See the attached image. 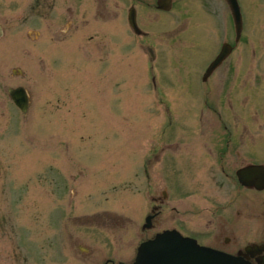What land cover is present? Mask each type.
Instances as JSON below:
<instances>
[{"label": "rangeland", "instance_id": "obj_1", "mask_svg": "<svg viewBox=\"0 0 264 264\" xmlns=\"http://www.w3.org/2000/svg\"><path fill=\"white\" fill-rule=\"evenodd\" d=\"M24 1L0 0V264H12L11 250H15L14 264H23L24 250L36 252L30 255L33 264H55L37 253L72 247L76 235L84 236L86 246H104L106 235L97 225L90 236L84 226L69 224L61 228L59 218L61 221L66 216L91 214L104 208L119 213L125 210L118 205L125 198L122 194L128 191L137 196L134 185L140 180L132 168L138 137L169 134L161 132L158 120L199 117L182 114L184 95H156L150 90L152 50L158 55L154 73L161 77L173 71L172 58L181 62L188 60L186 56L213 54L214 46H209L207 52L201 42L180 36L170 46L159 43L147 47L146 41L140 40L141 49L139 38L134 41L126 30L125 39L120 41L118 29L121 34L123 31L119 8L114 9L118 17L110 24L115 32L111 39L101 18L85 23L87 16L79 17L77 39L75 32L68 30L66 18L60 15L65 0H56V9L48 12L41 26H35L33 31L24 24ZM209 1L218 6V32L222 29V38H228L227 30L233 25L224 0H175L172 10L166 13L141 7L142 29L162 40V31L177 24L217 23L203 11V4ZM115 2L122 4L121 0H111L112 7ZM238 2L244 24L237 54H245L246 45L253 46L258 60L264 55V47L260 46L264 44V0ZM65 31L67 35L62 39L60 35ZM15 68H20L22 74H13ZM256 73L253 71V75ZM263 85L264 81L259 80L255 88ZM16 86L29 92L26 114L7 94L8 87ZM250 103L247 107L256 119L252 133L263 136L264 127L259 124H264V101ZM173 125L170 131L180 136L175 139L182 145V136L202 142L200 135L218 133L197 124ZM184 151L181 147L175 155L185 156ZM158 178L163 185L165 174L159 172ZM215 182L202 167L191 171L175 169V191L182 192L175 197L218 198ZM184 187L187 196L182 191ZM232 192L239 199L249 197L248 191L239 187ZM231 195L223 193L222 197ZM246 231L242 228L238 239L247 241L258 236L257 232ZM138 242L139 238H135L134 249ZM65 264L78 263L68 260Z\"/></svg>", "mask_w": 264, "mask_h": 264}, {"label": "flooded vegetation", "instance_id": "obj_2", "mask_svg": "<svg viewBox=\"0 0 264 264\" xmlns=\"http://www.w3.org/2000/svg\"><path fill=\"white\" fill-rule=\"evenodd\" d=\"M121 1L122 4L115 2L112 7L111 0H65L60 15L66 18L70 24L68 30L75 32L77 39L80 30L79 17L84 16L88 17L83 20L85 23L89 19L101 18L106 35L111 39L115 32L110 24L118 17L114 9L119 8L122 13L120 27L123 31L121 34V30L118 29L117 38H120V41L121 38L125 39L126 30L134 41L136 38H139V41L145 40L147 47H155L159 43L170 46L180 36L201 42V45L207 48V52L209 46H214L211 49L214 50L213 54L186 56L188 60L181 62L172 58L170 63L173 71L161 77L154 73L158 55L151 49L153 52L151 51L149 63L151 73L153 72L151 76L153 85L150 90L156 95H184L185 102L181 104L184 105L185 111L182 114L187 112L188 116L194 114L199 117L158 120L156 122H158L157 126L161 127V132H169V134L147 135L142 139L138 137L137 146L134 147L135 165L132 169L140 181L134 185L137 196L129 195L128 191L122 194L125 198L119 200L118 205L123 207L124 211L117 213L104 208L91 214L66 216L65 219L61 218V221L60 218L58 219L59 223H63L61 228L66 229L69 224L72 227H87L89 236L97 225L100 232L106 234L104 235L106 245L103 243L104 246H86L88 243L84 236L76 235L72 247L41 250V252L37 250L39 252L37 254L45 255L41 259L55 264L58 261L65 264L68 260L70 263L78 264H135L138 246L142 242L154 238L163 231H177L183 236L196 239L202 245L233 254L245 264H264V246H262L264 245V189L244 187L239 184L236 175L240 169L248 165H262L258 175H264V155H262L264 135L257 136L252 133L253 123L256 120L255 113L247 107L252 101H264L262 95L264 85L258 87V90L255 88L256 82L264 81V55L255 60L254 48L249 45H246L245 54H237L243 38L236 39L234 29L227 30L228 38H222V29L218 32V26L221 27L218 23V6H214L212 1L203 4V11L208 13L210 18L217 19V23L208 21L194 26L186 22L177 24L162 31V40L153 38L151 32L142 29L139 15L141 7L150 8L156 13H166L157 9L156 0ZM57 2L56 0H25L24 24L35 31L34 27L41 26L47 13L51 14L56 9ZM174 3L175 0L173 6ZM129 13L135 16L140 31L129 27L127 21ZM205 18L210 20L208 17ZM66 31L60 35L62 39L67 35ZM38 36L35 39H38ZM223 43H229L230 47L227 48L229 54L224 56L211 72L206 73V69L216 58ZM138 46L142 49L141 41ZM260 46L264 47V44ZM253 71L257 73L253 75ZM174 122L185 123L188 126L197 124L204 128H213L212 131L218 130V133L200 135L202 142L190 141L189 136H182L181 138L185 139L182 145L175 139L180 136L170 131ZM259 127H264V124L260 123ZM181 147L185 150V156L175 155V151ZM195 150L200 153L194 154ZM200 167L213 175L218 198H176L175 195L182 192L180 189L175 191V169L191 171ZM159 172L165 174L166 181L163 185L159 183ZM238 187L247 190L249 197L239 199L238 195L233 194L232 191L238 190ZM182 191L186 195L185 187ZM223 193L232 195L223 198ZM240 207L243 210L240 211ZM242 228H246L248 234L257 232L258 236L247 241L238 239ZM70 232L73 238L74 229ZM135 238H139V242L134 249ZM239 240H242V245L239 244ZM253 243L254 246H250ZM10 253L14 264L15 250H11ZM22 254L23 264H33L30 255L36 254L34 250H24Z\"/></svg>", "mask_w": 264, "mask_h": 264}, {"label": "water", "instance_id": "obj_3", "mask_svg": "<svg viewBox=\"0 0 264 264\" xmlns=\"http://www.w3.org/2000/svg\"><path fill=\"white\" fill-rule=\"evenodd\" d=\"M229 7L234 26L237 33V38L242 30V16L240 12V6L238 0H224ZM158 8L163 10H169L172 6V0H157ZM129 23L132 27L136 28L134 16L129 15ZM229 45L226 43L222 46V50L219 56L211 63L208 68V72L212 71L223 59L224 56L228 54L227 47ZM8 93L14 103L23 111L26 112L28 107V95L24 88H9ZM258 169L257 166H249L238 172L239 181L241 184L247 187H263V178L260 176L259 183L255 182L256 177L255 171ZM174 239L167 237H158L156 240L146 244L140 248V250H197V252H190L184 255L178 254L177 251L172 253V258L170 262L166 259L163 261L164 264H233L231 258L218 252V254L212 253L210 249L200 247L196 245L193 241H190L179 236H174ZM174 240V241H173ZM137 264H160V262L154 259L152 256L149 257L148 254L141 251L137 256Z\"/></svg>", "mask_w": 264, "mask_h": 264}]
</instances>
